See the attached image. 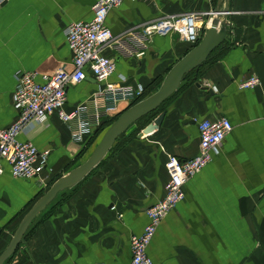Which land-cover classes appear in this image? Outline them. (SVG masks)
Returning <instances> with one entry per match:
<instances>
[{"label": "crops", "instance_id": "crops-1", "mask_svg": "<svg viewBox=\"0 0 264 264\" xmlns=\"http://www.w3.org/2000/svg\"><path fill=\"white\" fill-rule=\"evenodd\" d=\"M97 1L0 0V129L18 119V75L36 73L42 83L60 70H73L67 29L92 21ZM218 10L228 13L225 41L164 103L159 130L139 138L160 115L140 131L135 123L96 169L35 218L5 264H131V238L144 233L147 210L165 197L167 162L173 156L196 157L199 124L222 118L232 123V132L212 153L211 163L187 182L184 200L161 222L148 255L154 264H264V0L126 1L109 13L107 26L124 38L162 17L197 14L200 44L213 21H223ZM199 44L176 33L143 45L128 39L125 46L144 55L108 49L105 55L117 63L108 81L143 87L148 99ZM255 76L261 80L258 87L241 88ZM97 91L89 72L69 87L67 110ZM134 102L119 103L107 120L111 125L82 144L73 143L69 127L56 116L18 136L50 156L47 170L32 180L15 178L0 159V257L36 203L91 157V148Z\"/></svg>", "mask_w": 264, "mask_h": 264}, {"label": "built area", "instance_id": "built-area-1", "mask_svg": "<svg viewBox=\"0 0 264 264\" xmlns=\"http://www.w3.org/2000/svg\"><path fill=\"white\" fill-rule=\"evenodd\" d=\"M126 1L139 0H98L94 6V18L90 22L73 23L67 29V41L73 53V70H60L37 80L36 73H22L17 76L18 87L14 96V106L19 112L18 119L10 127L0 129V159L6 161L15 178L32 180L47 170L49 153L40 152L31 142H21L18 136L33 125L47 123L49 117L56 116L71 131L72 141L82 144L99 131L112 114L118 111L121 102H133L145 94L144 88L135 89L123 83L108 80L116 72V60L105 55L108 49L118 50L123 55L136 53L128 48V39L151 42L156 36L178 34L183 40L197 45L201 32L197 14L166 16L146 23L128 37L117 38L107 26V18L112 10L120 8ZM144 48V47H141ZM92 73L98 85L97 93L88 101L67 110L69 87L82 83L88 73ZM261 80L258 77L243 82L242 89H254ZM233 125L227 118L215 121L204 120L199 124L200 152L188 160L176 156L169 159L166 170L169 182L165 197L147 210L149 225L141 236L131 238V264H154L148 255V248L161 222L185 198L187 182L203 171L212 161V153L219 149L232 132ZM4 169L0 166V176Z\"/></svg>", "mask_w": 264, "mask_h": 264}, {"label": "water", "instance_id": "water-1", "mask_svg": "<svg viewBox=\"0 0 264 264\" xmlns=\"http://www.w3.org/2000/svg\"><path fill=\"white\" fill-rule=\"evenodd\" d=\"M217 15L218 17L223 15V21L219 18L213 21L210 30L201 43L173 68L163 87L156 94L141 101L121 115L120 118L107 130L91 157L83 165L73 170L69 175L57 181L50 191L36 203L22 221L18 231L5 252L1 255L0 264H5L14 255L32 222L55 200L59 193L73 188L83 181L103 162L117 140L125 132H127L140 119L159 109L162 104L175 94L185 76L204 62V60L225 41L228 27V13H222L218 10ZM164 117L165 114H161L154 124L149 125L143 133L139 135V138L142 139L155 134L162 125Z\"/></svg>", "mask_w": 264, "mask_h": 264}, {"label": "trees", "instance_id": "trees-1", "mask_svg": "<svg viewBox=\"0 0 264 264\" xmlns=\"http://www.w3.org/2000/svg\"><path fill=\"white\" fill-rule=\"evenodd\" d=\"M198 44H199V43H198ZM188 76H189V75H187L186 78H187ZM146 98H147V93H145L141 99H139V100H137L136 102H134L133 106L136 105V104H138L139 102L143 101V100L146 99ZM164 105H165V104H162V105L160 106L159 109H157L156 111H154V112H152V113L146 115L145 117H143L142 119H140V120L137 122V125H139V131H140L141 129H143L144 127H146L150 122H152V121H153L158 115H160V113L163 111ZM107 122H108V121H106V122L104 123L103 127L98 131V133H97L95 136L99 135V133H100V134L103 133V132H104V131H105V130L111 125V123L109 124V123H107ZM125 134H126V133H125ZM125 134H123V135L117 140V142H116V146L122 141V139H124ZM132 136H135V135H132ZM93 139H94V138H93ZM91 140H92V139H91ZM116 146L112 149V151L115 150Z\"/></svg>", "mask_w": 264, "mask_h": 264}, {"label": "rangeland", "instance_id": "rangeland-1", "mask_svg": "<svg viewBox=\"0 0 264 264\" xmlns=\"http://www.w3.org/2000/svg\"><path fill=\"white\" fill-rule=\"evenodd\" d=\"M97 146H98V145H96L95 148H97ZM95 148H91L92 151H91L90 154H88V155H91V153H93V151L95 150ZM84 161H85V160H84ZM84 161H83V162H84Z\"/></svg>", "mask_w": 264, "mask_h": 264}]
</instances>
